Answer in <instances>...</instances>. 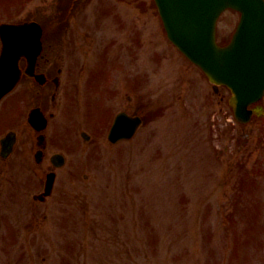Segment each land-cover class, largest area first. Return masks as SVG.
Returning <instances> with one entry per match:
<instances>
[{"label": "rangeland", "instance_id": "rangeland-1", "mask_svg": "<svg viewBox=\"0 0 264 264\" xmlns=\"http://www.w3.org/2000/svg\"><path fill=\"white\" fill-rule=\"evenodd\" d=\"M71 7L72 0H0V22L41 19L47 33L76 46L72 65H88L79 102L53 127L75 144L70 164L87 166L74 177L71 165L59 171L51 205L39 203L36 212L24 199L14 202L28 192L17 179L40 173L22 159L21 173L0 171V230L12 224L10 236L19 232L13 242L0 235V264H264V119L236 120L230 90L216 92L169 40L155 0ZM239 17L232 9L220 17V43ZM96 65L104 73L90 81ZM125 105L145 121L113 146L108 130ZM97 115L107 119L94 127ZM65 122L71 132L60 128Z\"/></svg>", "mask_w": 264, "mask_h": 264}, {"label": "water", "instance_id": "water-1", "mask_svg": "<svg viewBox=\"0 0 264 264\" xmlns=\"http://www.w3.org/2000/svg\"><path fill=\"white\" fill-rule=\"evenodd\" d=\"M156 2L170 39L205 70L211 81L216 84L226 83L231 87L233 94L229 103L237 119L242 122L249 121L252 110L248 105L264 94V0H156ZM228 7L241 10L242 18L231 41L221 46L216 41L217 21ZM35 27L37 31L33 32L31 29ZM28 33L38 34L39 39L41 28L35 24L0 25L3 40L0 56V99L20 78L18 62L26 52L23 49L28 40ZM237 56H241V59ZM35 57L36 55L34 59ZM245 59L248 68L241 64ZM215 88H218L217 85ZM140 121L139 117L123 120L121 127L118 125L112 129L110 137L132 134ZM126 122L130 126L129 132L126 130ZM50 182L51 176L47 191L50 190Z\"/></svg>", "mask_w": 264, "mask_h": 264}, {"label": "flooded vegetation", "instance_id": "flooded-vegetation-1", "mask_svg": "<svg viewBox=\"0 0 264 264\" xmlns=\"http://www.w3.org/2000/svg\"><path fill=\"white\" fill-rule=\"evenodd\" d=\"M43 46L44 50L36 59L34 72L24 73L17 86L15 96L8 98L4 104H0V162H10L14 157L17 163L24 161L27 165L42 170L43 177L41 176L39 181L33 184L38 192L44 190V176L48 172L65 165L56 167L53 161V155L62 152L59 146L58 150L52 149L58 139H61L64 144L61 146L62 148L69 146V141L53 129L55 127L53 120L61 112V109L66 108L79 93L77 83L73 81L70 62H67L66 65L59 64L61 61L58 59L60 56L56 54L55 39L50 35L47 36ZM21 64L25 69L27 59L22 58ZM37 74L41 75L38 76ZM115 95L118 93L116 92ZM27 99H30L32 103L30 108ZM129 99L130 97L126 96L127 104ZM35 107L40 108L48 117L46 127L43 130H37L30 124L29 129L27 127L26 129L22 128L20 120L23 113L29 114L28 112ZM11 130L15 131L13 151L8 157H4L1 155L3 138ZM24 162L22 163L26 166ZM34 196L33 205L35 207L37 202H46L51 197V195L44 196L42 200H39Z\"/></svg>", "mask_w": 264, "mask_h": 264}, {"label": "bare ground", "instance_id": "bare-ground-1", "mask_svg": "<svg viewBox=\"0 0 264 264\" xmlns=\"http://www.w3.org/2000/svg\"><path fill=\"white\" fill-rule=\"evenodd\" d=\"M237 57L241 59V56H237ZM241 64H244V65H242L243 67L245 66L244 68H248V65L246 63V59Z\"/></svg>", "mask_w": 264, "mask_h": 264}]
</instances>
